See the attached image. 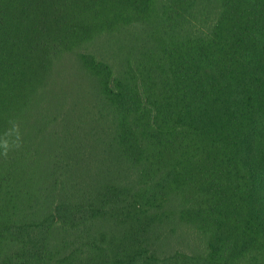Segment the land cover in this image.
<instances>
[{
	"label": "trees",
	"instance_id": "16d2710c",
	"mask_svg": "<svg viewBox=\"0 0 264 264\" xmlns=\"http://www.w3.org/2000/svg\"><path fill=\"white\" fill-rule=\"evenodd\" d=\"M0 264H264V0H0Z\"/></svg>",
	"mask_w": 264,
	"mask_h": 264
}]
</instances>
